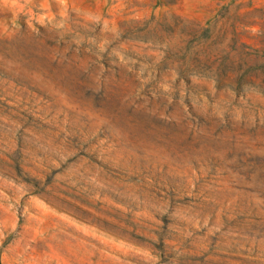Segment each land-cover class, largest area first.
<instances>
[{
	"label": "rangeland",
	"instance_id": "1",
	"mask_svg": "<svg viewBox=\"0 0 264 264\" xmlns=\"http://www.w3.org/2000/svg\"><path fill=\"white\" fill-rule=\"evenodd\" d=\"M0 264H264V0H0Z\"/></svg>",
	"mask_w": 264,
	"mask_h": 264
}]
</instances>
